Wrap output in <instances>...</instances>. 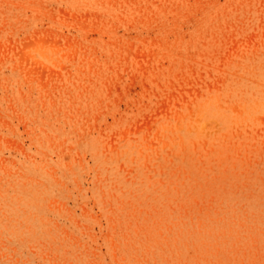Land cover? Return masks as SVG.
Segmentation results:
<instances>
[{"label": "rangeland", "instance_id": "374dc122", "mask_svg": "<svg viewBox=\"0 0 264 264\" xmlns=\"http://www.w3.org/2000/svg\"><path fill=\"white\" fill-rule=\"evenodd\" d=\"M0 264H264V0H0Z\"/></svg>", "mask_w": 264, "mask_h": 264}, {"label": "bare ground", "instance_id": "6f19581e", "mask_svg": "<svg viewBox=\"0 0 264 264\" xmlns=\"http://www.w3.org/2000/svg\"><path fill=\"white\" fill-rule=\"evenodd\" d=\"M37 42V41H36ZM37 47V46H36ZM41 49V48H40ZM45 53V52H44Z\"/></svg>", "mask_w": 264, "mask_h": 264}]
</instances>
